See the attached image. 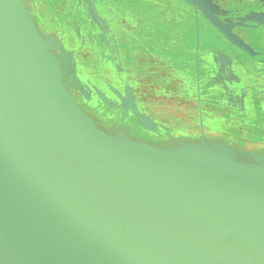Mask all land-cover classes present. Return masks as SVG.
<instances>
[{"label": "water", "instance_id": "1", "mask_svg": "<svg viewBox=\"0 0 264 264\" xmlns=\"http://www.w3.org/2000/svg\"><path fill=\"white\" fill-rule=\"evenodd\" d=\"M14 1L19 23L0 2V264H264V153L102 128ZM186 1L254 55L210 0Z\"/></svg>", "mask_w": 264, "mask_h": 264}, {"label": "rangeland", "instance_id": "2", "mask_svg": "<svg viewBox=\"0 0 264 264\" xmlns=\"http://www.w3.org/2000/svg\"><path fill=\"white\" fill-rule=\"evenodd\" d=\"M242 3L246 22L257 24L264 18V0H242ZM27 6L41 34L52 40L56 54L66 56L69 76L80 84L72 91L82 108L92 114L102 128L124 131L136 139L141 137L126 127L129 119L135 120L133 126L152 137L207 136L221 127L227 131V117L221 114L220 108L202 104L198 84L207 76L199 75V70L210 66L218 71H227L234 67V57L238 53L243 59L235 68L264 69L260 61L248 56L247 51L227 39L200 6L186 0H28ZM42 12L52 20L60 19L59 32L55 27L52 29L55 31L50 33V27L43 26L40 20ZM201 19L205 22L204 27ZM135 25L146 28L157 26L163 33V42L170 41L168 36L191 37L193 44L188 49H191L192 61L196 62L195 68L199 69L195 70L196 75L189 79L185 75L171 76L172 71L182 72L170 68L173 63L166 60L162 52L138 49L136 46L128 51L125 45L120 44L119 38L125 33L129 38H123L131 40V34L124 29L131 30ZM249 28H246L248 37L254 33L264 36V28L255 30L253 34ZM110 38L116 47L114 52L109 49ZM160 44L166 47L164 43ZM248 44L264 54V44ZM179 51L181 47L177 48ZM175 56L177 59L179 56L180 61L185 57ZM242 81L241 85H248L247 81ZM188 83L193 85L191 93L185 92ZM218 83L220 87L225 85L224 81ZM163 89H166L165 93ZM81 97L86 101L82 102ZM186 102L189 105L187 108ZM86 104H91L92 110H88ZM102 110H107L106 116L112 122L121 117L118 124L124 127H106L96 115ZM154 111L165 116L157 115L161 117L158 120ZM233 113L232 110L228 112L230 118L235 117ZM139 115L147 116L155 125L140 124ZM236 123L232 125L238 128L245 125ZM0 248L5 256L2 242Z\"/></svg>", "mask_w": 264, "mask_h": 264}, {"label": "flooded vegetation", "instance_id": "3", "mask_svg": "<svg viewBox=\"0 0 264 264\" xmlns=\"http://www.w3.org/2000/svg\"><path fill=\"white\" fill-rule=\"evenodd\" d=\"M210 1L217 8L216 15L218 16L220 21L223 24L230 26V29L234 34H236L238 37L242 38L244 41H246L248 43L264 44V36L259 35V33L253 34V32L255 30L259 31L261 28H264V27H263V25L258 27L257 26L258 24H254L253 22H246L245 14L242 10V9H245V8H243L244 3H242V0H210ZM253 9H257V8L253 7ZM37 11H39V10H36V12ZM40 20L42 21L43 26L47 25V27H50V29H51L50 33L54 32L55 30H52V29H56V28H58V30H56V31L59 32V29L61 27L60 19L54 18L52 20V19L48 18V16L45 13L42 12V16L40 17ZM263 20H264V18H262L260 21H263ZM202 24L204 27L205 26L204 20H202ZM248 26H250V28ZM246 28L247 29L249 28L252 31L251 34H253V35H251V37L250 36L248 37V32H247ZM203 35L206 36L205 33H203ZM246 37H248V39H245ZM111 38L113 39L112 33H111ZM112 39H111V41H109V43H110L109 49H111L112 52H114L116 50V47H115V44L113 43ZM97 40H99V38H97ZM120 44H121V42H120ZM254 51H255V53L252 56L255 57V59H257L258 61H260L262 63V65H264V54L262 52L256 51L255 49H254ZM248 54H250V53H248ZM242 59H243L242 55L240 58L239 53L236 57H234V60H235L234 61V68L238 67V65L241 64ZM245 67L246 66H244V68ZM250 68H251V70H253V75H252L253 78H255L257 80L256 83L260 85V86H254V87H258L256 89L258 91H260L259 92L260 97L257 100H255L253 103H252V101L250 102L251 103L250 108H247L246 110H244L243 106L238 107V109H236V111H235L236 116L233 118H230V116L228 114V112H229L228 110H232L233 108L235 109L236 105L240 106V104L243 102V97L250 94V90H252V87L243 89L244 86H240L239 88H237V92L234 91V94H232V93L228 94L229 96L227 99H226V96L221 98L218 95L216 96V98L211 99L210 97H208V92L206 91V87L203 86V88H202L203 92H201L202 104H205L206 106H215L213 104L217 103V104H222L225 108L229 107V109L224 108L223 109L224 111H222L223 113H221L227 117L226 119L228 122L226 125L229 126L228 127L229 129H227V131H225V128L221 127L220 129H218V131L210 132L212 135L227 138V139L234 141V142H236L240 145H243L245 147L258 148V149L264 150V69H257L258 67L255 69L252 67H250ZM174 75H177L176 71H172L171 76H174ZM244 78H245V76H244ZM234 80L236 81V79H234ZM188 84H186V85H188ZM248 85H249V82H248ZM240 88H242L241 91H240ZM185 89H186L185 90L186 93H188V91H189V93H191L193 91V85L188 86V87L186 86ZM163 90H164L163 92L165 93L166 89H163ZM218 94L223 95L222 92H218ZM81 100H82V102L86 101L85 98H83V97H81ZM87 105L88 104H86V106ZM185 106H186V108L189 106L187 104V102H186ZM87 107H88V110H92L91 104L88 105ZM106 111L107 110H105V111L102 110V112L96 111L97 112L96 115L104 122V125L106 127H109L110 129L115 128V127H118V128L124 127V126H121L120 124H118V121L120 120L121 117H118V120H116V122H112L110 117L108 115L106 116V113H105ZM243 112L246 115L250 116V118H248V117L243 118V116H242ZM154 114L156 116V119H158V120L161 117L157 116V115H163V114H160V112L158 113L155 111H154ZM163 116H165V115H163ZM245 119H248V121L245 122L244 127L238 128V126L232 125L234 123L237 124L236 122L240 123V121H242V120L244 121ZM187 120H188V118H187ZM134 121L135 120H133V119H129L128 122L126 123V127L130 128V131L133 132V134H136L138 137L147 138V139L157 140L159 138L158 136L152 137V136L148 135L147 133H145L144 131L137 129V127L133 126L135 123ZM160 121L161 122H167L166 120H160Z\"/></svg>", "mask_w": 264, "mask_h": 264}, {"label": "crops", "instance_id": "4", "mask_svg": "<svg viewBox=\"0 0 264 264\" xmlns=\"http://www.w3.org/2000/svg\"><path fill=\"white\" fill-rule=\"evenodd\" d=\"M124 30L128 31L127 34H131L132 38L131 40L129 39L126 40L129 37L128 35L124 33V36H122L121 39L119 38V40L122 43V45L126 46L128 51L130 48L137 47L138 49H143V50L147 49L150 51H158L160 53L162 52L164 57H166V60L168 59L170 62L173 63L172 64L173 66H171L170 68H172L173 70L179 69V71H181L182 73L176 72L177 75H185L188 77V79L196 75L195 70H199L198 68H195L196 62L194 63L192 61V58H191L192 54L190 53L191 49L190 50L188 49L189 47H192V44H193L192 43L193 39L191 40V37H188V36L181 37V35L180 36H168L167 38L170 39V41L163 42L161 40V38H164V36L162 35L163 33L160 31V29L157 26H148V28H146L145 26L135 25L132 27L131 30L130 29L128 30L124 29ZM120 33L121 32H118V34ZM125 36H126V39L123 38ZM160 43H164L166 47H164ZM180 44L181 46H177ZM142 45H147L148 47H142ZM153 45L154 46L157 45V47H153ZM177 47H181V51L177 52ZM187 49L188 51H186ZM182 51L184 52V54H181ZM175 55H184L185 57L183 58L182 61H180V57L178 56V59H177ZM199 75H203V77L205 76L209 77V78L206 77L205 79H200V83L198 84V87H199L198 91L200 92V95H201V92H203L202 88L203 86H205L206 91L208 92V97H210L211 99L216 98L217 95L221 98L226 96V99H227L229 96L228 94L230 93L234 94V91L237 92V88H239L240 86H244L243 89L252 87V90H250V94L243 97V102L240 104V106L236 105L235 109L231 108L232 111H234L233 114H235V116H236L235 111L236 109H238V107L243 106L244 109L250 108V105H251L250 102L252 101L253 103L255 100H257L260 97V94H259L260 91L256 89L258 87H254V86H260V85L257 84L256 83L257 80L253 78L252 76L253 70H251L250 68L243 67V69L242 68L237 69V68L232 67V68H228L227 71H223L221 69H219L218 71L217 69L210 68L209 66V67H202L201 70H199ZM234 79H236V81ZM242 80L248 81L249 85H241V82H243ZM219 81H224L225 85L220 87L218 83ZM228 85H231V86H228ZM188 86H191V83H189ZM241 89L242 88H240V91ZM218 92H222L223 95L218 94ZM213 105L217 106V108H220L219 109L220 112L223 113L222 111H224L223 109L225 107L222 104L215 103ZM225 109H229V107ZM242 116L243 118H246V117L250 118V116L246 115L244 112ZM242 121H240V123H245L246 121H248V119H245L244 122ZM204 136L208 140L224 141L228 145L234 147L235 149L241 152L252 153V152L257 151V152L264 153V150H261L258 148L245 147L236 142H232L231 140L224 138V137L212 136V135H207V136L204 135ZM158 137L159 138L157 140L147 139V138H140V140H145L152 144L171 145V144H176V143H180L183 141H192V140L199 141L201 139V136H184V137L182 136H169V137L158 136Z\"/></svg>", "mask_w": 264, "mask_h": 264}, {"label": "bare ground", "instance_id": "5", "mask_svg": "<svg viewBox=\"0 0 264 264\" xmlns=\"http://www.w3.org/2000/svg\"><path fill=\"white\" fill-rule=\"evenodd\" d=\"M0 2L8 4L10 18H12L14 22L19 23L18 13H20V16H22V14H21V10L15 5L16 4L15 1L14 0H2V1L0 0ZM11 4H12V7H11Z\"/></svg>", "mask_w": 264, "mask_h": 264}]
</instances>
